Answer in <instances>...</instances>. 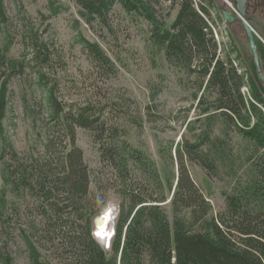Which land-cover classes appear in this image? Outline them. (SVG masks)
Returning <instances> with one entry per match:
<instances>
[{
	"label": "trees",
	"instance_id": "16d2710c",
	"mask_svg": "<svg viewBox=\"0 0 264 264\" xmlns=\"http://www.w3.org/2000/svg\"><path fill=\"white\" fill-rule=\"evenodd\" d=\"M166 1L177 6L169 24L157 20L147 0H74L88 25L109 27L115 5L147 21L154 54L163 55L167 65L196 81L195 121L201 127L194 142L160 150L157 166L145 151L118 141L116 129L106 128L97 110L83 106L66 111L50 88L46 103L59 138L47 135L43 158L28 161L12 148L3 127L8 103L5 79L0 86V225L8 224L7 197L26 195L34 199L42 225L48 228L41 238L54 250L67 249L70 264H264V87L252 59H233L223 48L219 51L210 27L221 21L213 0ZM0 19L5 22L2 0ZM29 37L33 62L48 68L43 46L35 34ZM255 43L263 63L264 47L256 39ZM80 44L92 64L112 70L98 44L84 38ZM5 59L0 53V65ZM44 77H39L40 85ZM243 86L248 96L242 93ZM75 128L91 134L101 164L111 171L105 185L84 164ZM187 162L210 179L234 184L222 192L224 213L208 218L211 206L192 181ZM92 182L112 189L120 199L109 254L92 235L99 214L92 201ZM23 238L30 263L49 264L33 242ZM0 264L14 263L0 250Z\"/></svg>",
	"mask_w": 264,
	"mask_h": 264
},
{
	"label": "rangeland",
	"instance_id": "374dc122",
	"mask_svg": "<svg viewBox=\"0 0 264 264\" xmlns=\"http://www.w3.org/2000/svg\"><path fill=\"white\" fill-rule=\"evenodd\" d=\"M147 1L157 20L169 24L174 19L176 5L170 6L166 0ZM218 2H225L229 10L231 6L235 9L231 0ZM2 6L5 22L0 19V53H5L6 59L0 65V86L5 79L8 80L3 127L7 140L23 159L43 158L47 135L54 134L59 138L58 127L50 121L46 103L50 88L57 103L66 111L83 106L97 110L101 113L100 122L106 128L116 129L118 141H126L145 151L157 166L161 162L160 150L170 145H173V150L182 142H194L201 127L195 121L198 114L193 99L196 81L178 68L167 65L163 55L154 54L148 43L150 26L142 17L129 16L115 5L108 16L109 27H104L96 23L86 24L79 16L74 0H2ZM244 18L254 33V39L264 47V7L257 9L256 14H245ZM210 27L219 51L223 48L233 59L236 56L242 61L251 59L248 43L239 26L229 27L216 20ZM214 30L218 35L217 41ZM30 34L36 35L37 43L48 55V68L40 62H33ZM82 38L98 44L112 63L110 72L91 63L80 44ZM10 64L16 67L12 68ZM261 67L264 70V62ZM241 70L239 74L245 72ZM41 75L45 76L44 85L39 83ZM243 88L246 91H242ZM243 88L242 93L248 96V88ZM214 134L217 135L216 132ZM75 140L92 177L99 178L105 185L111 171L101 164L91 134L75 128ZM186 167L211 206L208 218L224 213L222 192H229L234 184H229L230 181L224 178H208L195 164L187 162ZM90 188L94 205L97 196L120 204L112 189L95 186L94 182ZM7 202L9 219L4 228L0 225V250L14 264H31L24 236L33 242L41 258L49 264H70L67 249L56 246L54 250L41 238L48 228L44 229L33 198L23 195L14 199L9 195ZM166 212L171 221L168 208ZM99 216L105 215L98 214L94 221ZM108 218L104 230L107 235L100 237L104 244L99 243L107 254L114 226ZM94 221L93 230H96Z\"/></svg>",
	"mask_w": 264,
	"mask_h": 264
},
{
	"label": "water",
	"instance_id": "95a60500",
	"mask_svg": "<svg viewBox=\"0 0 264 264\" xmlns=\"http://www.w3.org/2000/svg\"><path fill=\"white\" fill-rule=\"evenodd\" d=\"M245 0H238L237 2V14L232 13L228 8L226 3L220 4L218 0H213L215 10L217 11L221 22L229 27L239 26L244 34V37L248 43V47L250 49L251 59L253 61L257 78L259 82L264 87V76L261 72L260 63H259V53L257 50V46L255 44L254 35L252 33L251 28L246 23L244 18L242 4ZM105 219V216H101L94 221V227L97 229L99 222Z\"/></svg>",
	"mask_w": 264,
	"mask_h": 264
},
{
	"label": "clouds",
	"instance_id": "9594fccd",
	"mask_svg": "<svg viewBox=\"0 0 264 264\" xmlns=\"http://www.w3.org/2000/svg\"><path fill=\"white\" fill-rule=\"evenodd\" d=\"M95 206L100 215H107L110 217V224H114L115 217L119 214V205L112 201H105L102 197L97 196L95 201ZM114 233V228L112 229ZM92 235L94 238H97V242L100 244H104V240L101 239L102 235H107L105 231L103 234L100 231L93 230Z\"/></svg>",
	"mask_w": 264,
	"mask_h": 264
},
{
	"label": "flooded vegetation",
	"instance_id": "af4514ba",
	"mask_svg": "<svg viewBox=\"0 0 264 264\" xmlns=\"http://www.w3.org/2000/svg\"><path fill=\"white\" fill-rule=\"evenodd\" d=\"M235 6V9L231 6V12L237 13V2L238 0H231ZM243 14H256V10L264 7V0H245L242 4Z\"/></svg>",
	"mask_w": 264,
	"mask_h": 264
},
{
	"label": "bare ground",
	"instance_id": "6f19581e",
	"mask_svg": "<svg viewBox=\"0 0 264 264\" xmlns=\"http://www.w3.org/2000/svg\"><path fill=\"white\" fill-rule=\"evenodd\" d=\"M233 13V12H232ZM234 14H237V13H234ZM247 23V22H246ZM214 33H215V39H216V41L218 40V35H217V33H216V30H214ZM252 33H253V31H252ZM253 35H254V33H253ZM255 40V39H254ZM256 44V43H255ZM238 61H235L234 62V66H235V68H237L238 69V73H241V69L238 67ZM261 64V63H260ZM242 91H246V88H243L242 89ZM100 217V216H99ZM108 216L107 215H105V219H103L102 221H100L99 222V225H98V228L96 229L97 231H100L101 233H103L104 232V230H105V226H106V224H107V222H108Z\"/></svg>",
	"mask_w": 264,
	"mask_h": 264
}]
</instances>
